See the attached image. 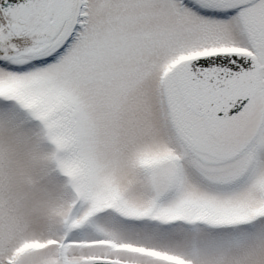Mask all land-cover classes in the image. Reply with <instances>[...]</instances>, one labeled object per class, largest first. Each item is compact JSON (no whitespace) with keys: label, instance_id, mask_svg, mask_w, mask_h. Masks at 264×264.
<instances>
[{"label":"snow or ice","instance_id":"snow-or-ice-1","mask_svg":"<svg viewBox=\"0 0 264 264\" xmlns=\"http://www.w3.org/2000/svg\"><path fill=\"white\" fill-rule=\"evenodd\" d=\"M0 264H264V0H0Z\"/></svg>","mask_w":264,"mask_h":264},{"label":"rangeland","instance_id":"rangeland-1","mask_svg":"<svg viewBox=\"0 0 264 264\" xmlns=\"http://www.w3.org/2000/svg\"><path fill=\"white\" fill-rule=\"evenodd\" d=\"M27 133L22 127H14L7 133V143L10 147V154L7 160V167L15 177V190L20 193L31 195H40L43 185H37L35 189H28L22 182L21 173L31 172L36 175L31 168L30 146L27 144L25 137Z\"/></svg>","mask_w":264,"mask_h":264}]
</instances>
